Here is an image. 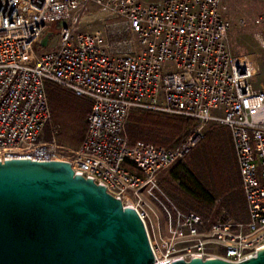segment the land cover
Wrapping results in <instances>:
<instances>
[{"label": "built area", "instance_id": "obj_1", "mask_svg": "<svg viewBox=\"0 0 264 264\" xmlns=\"http://www.w3.org/2000/svg\"><path fill=\"white\" fill-rule=\"evenodd\" d=\"M225 11L224 0H0V161L70 162L137 212L156 264L255 256L264 249V87L255 88L252 63L232 54ZM88 15L95 24L81 30ZM47 82L91 102L76 149L56 141ZM133 112L193 126L172 146L133 141ZM212 126L230 132L245 222L183 211L159 186Z\"/></svg>", "mask_w": 264, "mask_h": 264}, {"label": "water", "instance_id": "obj_2", "mask_svg": "<svg viewBox=\"0 0 264 264\" xmlns=\"http://www.w3.org/2000/svg\"><path fill=\"white\" fill-rule=\"evenodd\" d=\"M51 32L40 44L45 47ZM0 264H156L143 221L64 160L0 161ZM170 264H264V249L231 262L192 256Z\"/></svg>", "mask_w": 264, "mask_h": 264}, {"label": "trees", "instance_id": "obj_3", "mask_svg": "<svg viewBox=\"0 0 264 264\" xmlns=\"http://www.w3.org/2000/svg\"><path fill=\"white\" fill-rule=\"evenodd\" d=\"M46 91L51 111L50 125L56 127L62 123L66 134H69L74 143L80 144L87 130L90 100L76 96L53 82H47ZM192 126L193 121L187 118L152 112H133L129 116L125 130L133 141L141 140L166 146L180 142ZM49 129L50 126L47 124L46 137H49ZM197 146H204V213L193 212L205 219L214 220L223 213L222 210H225V214L234 221H247V206L241 190V179L229 130L225 127L212 126ZM217 159L218 177L223 178L218 186Z\"/></svg>", "mask_w": 264, "mask_h": 264}, {"label": "rangeland", "instance_id": "obj_4", "mask_svg": "<svg viewBox=\"0 0 264 264\" xmlns=\"http://www.w3.org/2000/svg\"><path fill=\"white\" fill-rule=\"evenodd\" d=\"M224 4L226 17L230 24L228 33L230 50L235 57L244 58L252 63L256 70L254 86L258 89L262 88L264 87V46L262 45L264 43V20L258 24L255 20L264 17V0H224ZM94 24L95 20L88 15L82 22L81 30H89ZM56 28L57 22L52 23L53 34H56ZM64 127L62 123L56 126V141L68 149H76L79 144L72 141L69 134H66L67 131H64ZM49 137L45 135L46 139ZM224 211L222 210L223 213Z\"/></svg>", "mask_w": 264, "mask_h": 264}, {"label": "crops", "instance_id": "obj_5", "mask_svg": "<svg viewBox=\"0 0 264 264\" xmlns=\"http://www.w3.org/2000/svg\"><path fill=\"white\" fill-rule=\"evenodd\" d=\"M139 1L147 3L160 0ZM218 171L219 160L217 159V186L219 181L223 180V178L219 179ZM158 183L179 209L204 213V146L195 147L184 160L174 163L165 170L158 177Z\"/></svg>", "mask_w": 264, "mask_h": 264}]
</instances>
